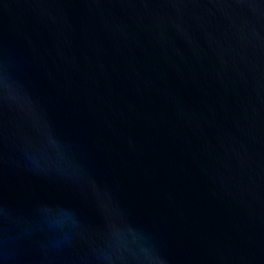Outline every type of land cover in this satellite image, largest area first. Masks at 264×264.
I'll list each match as a JSON object with an SVG mask.
<instances>
[{"label": "water", "instance_id": "obj_1", "mask_svg": "<svg viewBox=\"0 0 264 264\" xmlns=\"http://www.w3.org/2000/svg\"><path fill=\"white\" fill-rule=\"evenodd\" d=\"M0 264H264V0H0Z\"/></svg>", "mask_w": 264, "mask_h": 264}]
</instances>
